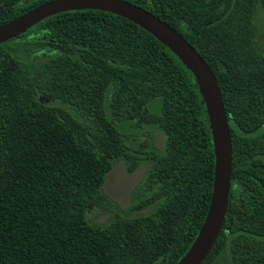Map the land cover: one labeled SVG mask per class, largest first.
I'll return each mask as SVG.
<instances>
[{
  "label": "trees",
  "instance_id": "1",
  "mask_svg": "<svg viewBox=\"0 0 264 264\" xmlns=\"http://www.w3.org/2000/svg\"><path fill=\"white\" fill-rule=\"evenodd\" d=\"M46 1L0 0V23ZM128 1L179 32L220 86L230 190L201 264H264V0ZM117 160L148 164L127 207L102 187ZM214 160L193 74L134 22L69 10L0 43V264H175L204 222Z\"/></svg>",
  "mask_w": 264,
  "mask_h": 264
},
{
  "label": "water",
  "instance_id": "2",
  "mask_svg": "<svg viewBox=\"0 0 264 264\" xmlns=\"http://www.w3.org/2000/svg\"><path fill=\"white\" fill-rule=\"evenodd\" d=\"M96 9L120 15L139 25L167 46L193 74L205 103L214 151L212 194L195 240L175 264H201L213 247L224 221L230 190L232 146L220 86L208 63L172 26L128 0H49L20 16L0 23V43L18 36L51 15Z\"/></svg>",
  "mask_w": 264,
  "mask_h": 264
},
{
  "label": "rangeland",
  "instance_id": "3",
  "mask_svg": "<svg viewBox=\"0 0 264 264\" xmlns=\"http://www.w3.org/2000/svg\"><path fill=\"white\" fill-rule=\"evenodd\" d=\"M262 16L260 22L262 23ZM155 143L162 148L164 137L162 133L156 130L154 133ZM148 169L147 163L140 164L133 172L126 173L122 160L114 163L113 169L106 175L103 182V191L114 199L121 207H127L131 203V192L133 187L142 179ZM89 217L94 222H103L108 214H99L92 212Z\"/></svg>",
  "mask_w": 264,
  "mask_h": 264
}]
</instances>
